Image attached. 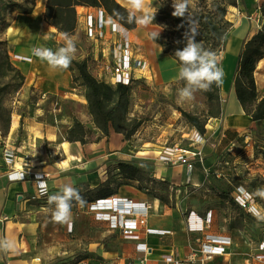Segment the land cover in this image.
Listing matches in <instances>:
<instances>
[{
	"label": "crops",
	"instance_id": "crops-1",
	"mask_svg": "<svg viewBox=\"0 0 264 264\" xmlns=\"http://www.w3.org/2000/svg\"><path fill=\"white\" fill-rule=\"evenodd\" d=\"M117 1L128 8L127 0ZM244 2L245 10L256 9L258 16L261 14L258 9L264 0ZM46 3L47 0H36L32 14L8 13L10 24L6 28L5 37L9 52L31 60H22L18 66L23 80L18 82L20 87L15 93L10 131L2 135L0 130V239L11 240L15 245L14 251L0 253V264H258L256 254L264 241V222H261L260 228L255 226L254 239L248 222L251 217L244 208L239 209V214L244 216V226L220 223L222 214L217 203L222 198L214 189L218 195H211L214 184L210 174L220 171L211 164L217 166L216 160L223 152L234 153L242 144L244 150L237 154L253 159L254 145L259 141L252 131H246L254 122L237 98L233 83L235 70L228 75L222 71L220 95L225 99V104L221 116L210 121L213 130H208L201 144L197 145L206 155L203 163L194 160L193 168L188 169L186 165L167 164L160 161L158 156L155 158L147 155L151 149L146 147H141L137 152V157L146 162L145 170L150 171L149 177L152 180L148 186L155 183L163 185L165 197H156L147 192L149 189L134 187L132 190L126 185L113 193V196L150 205L148 223L142 228L141 237L125 238L117 225L101 218L112 215V212L90 210L89 200L97 197L98 189L108 180L111 164L130 162L127 157L131 154L124 149L131 140H126L123 134L113 130L108 137L98 142L82 144L66 140L67 131L76 118L90 127H94V121L86 95L74 81L76 70L71 66L66 70H52L46 62L32 55L31 50L44 46L50 33L56 34V42L64 41L65 35L45 20ZM79 8L89 9L87 6ZM78 19V24L85 31L84 17ZM112 19L107 14V25ZM248 31L249 28H246L231 38L239 48L236 56H239ZM147 33L146 28L137 25L135 29L124 32V40L132 44L133 37L140 36L149 45L146 50L149 59L144 58L157 66L162 80L178 78L177 60L158 43L150 44ZM110 37L108 34L105 39L95 41V60L100 54L105 59L113 54V41ZM89 67H94L93 74L97 78L112 83L108 79L109 74L100 69L99 65ZM148 70L141 72L144 75L149 73L152 77V68ZM7 151L14 154L11 164L5 155ZM262 154L260 151L259 155ZM219 164L222 167L223 163ZM40 176L43 177L38 180ZM38 181L47 187L46 194L42 196H39ZM65 184L79 189L86 201L83 206L73 203L72 232H68L67 223L53 221L54 206L48 204V197L59 192ZM201 192L203 195L199 197L200 202L189 200L194 193ZM211 200L215 201L211 203ZM191 211L195 213L193 217L202 218L210 212L211 224L203 231L191 230ZM147 228L166 233H147ZM209 234L218 238L213 242L214 245L226 248L223 254L208 257L210 255L202 251L203 245L208 243L206 236ZM166 256H170L172 261L166 259Z\"/></svg>",
	"mask_w": 264,
	"mask_h": 264
},
{
	"label": "rangeland",
	"instance_id": "rangeland-1",
	"mask_svg": "<svg viewBox=\"0 0 264 264\" xmlns=\"http://www.w3.org/2000/svg\"><path fill=\"white\" fill-rule=\"evenodd\" d=\"M234 1H236L239 6L230 4V2ZM222 9L225 10L223 13ZM258 10V12L261 13L260 8ZM80 11L82 10L80 9ZM145 11H156L153 23L147 26H142L148 31V42L150 44L153 42L157 44V42L150 37V33L152 31H160L159 37L168 36L164 39L167 42L171 41L169 44L171 49L170 52L172 53L171 55L179 63L178 59L174 55L178 47L172 42V40H176L177 36L172 35L170 31H168L171 28L169 24L173 23L175 17L172 14L174 11L173 0H146ZM185 16H192L195 18L198 25L196 27L195 40H197L202 47H207L205 50L218 53H216L217 55L215 57L219 67L222 71L224 70L225 75H228L230 71L235 70L238 60L236 52L239 48L237 49L235 41H232L231 38L236 36L238 33L243 32L246 28H249V31L245 35L246 40L250 38L262 25L261 14L258 16L256 9H251V11L245 10L240 0H188L187 13ZM249 16L252 18H248ZM208 20H212L213 23L216 24V32L210 29V27L208 28ZM7 23H10L8 13L5 15V21H0V86L9 84L6 90L0 92V106L13 108V101L16 96V92H12V88L16 83L23 80L21 76V69L18 67L20 66V62L22 60L9 52L8 41L5 37ZM71 36V39H73L76 43L77 51L70 66L73 70H76V75L74 74V81L78 86L82 87V93L86 94V87L83 84V80L79 76V71L74 62L87 60L88 65H99V68L108 74V69L111 68L113 59H115L117 54L116 51L112 49L113 54H110L111 56H109V58L105 59V57L103 58L100 54L97 60H95V57L97 56L95 48L96 42L95 40H91L86 35L83 26L78 23ZM146 42L147 41L141 39L140 36H135L133 37L132 44L129 45H131L134 49L135 55L139 57L141 55L142 57L149 59L146 52L149 45H147ZM63 43L64 41L56 42V34L50 33L48 37H46L43 45L55 50L58 47L63 46ZM162 49L164 50L163 47ZM231 65L233 69L231 68ZM153 66V63L150 64L149 62L147 69L142 70V72H144L149 71L148 69L152 68V77H150L149 73V75H144L141 71L136 70L134 81L131 84L129 117L131 119L137 118L143 120V124L140 129L130 139L131 143L124 149L126 153L131 154L127 158H130L128 160L132 162H138L140 160V158L137 157V152L141 147L151 149L147 155L155 156V158L158 156V159L168 147H174L176 145L185 148L194 147L191 145L190 138H192L194 132L198 130L195 128V131H193V126H191V124L186 120L180 110L197 114L203 118L209 109L205 91L195 92L194 97L191 100L180 101L178 90L184 86V82L178 81V78L171 81H163L159 73L160 71L156 68L157 66H154L155 72L157 73L156 76H154L155 73ZM89 69L93 74L95 71L94 67H89ZM108 79L111 80V77H108ZM80 88L78 89L79 91H81ZM258 91L259 95L263 96L264 89H259ZM212 118L215 117H210L208 119L206 126L207 131L213 130L211 127L212 124L210 123ZM209 124L210 126H208ZM255 127V123L247 127V133H251L252 131L255 135L253 130ZM258 130L261 132L263 137L260 138L257 136L258 139L256 138L259 141L254 145L255 153L253 155V159L249 157L245 158L246 156L244 154L243 156H239L237 154V152H242L244 150V144L241 143L242 147H239V149L234 151V153L229 151L226 153L223 152L216 160L218 163L217 166L211 164V166H214V169H220V171L217 172H221L220 175L215 172H212L210 175L212 184L229 190L234 198V192L237 187H245L257 199L264 213V123L260 125ZM95 132L96 133L93 136L94 138L99 135L98 130L95 129ZM244 139H246V136ZM145 143L148 144L144 145ZM200 144L201 143L197 145ZM260 151L263 152L262 155H259ZM254 156L256 157L254 158ZM152 162L155 163L153 160ZM219 162L223 163L222 167H220ZM149 167L150 165L148 168ZM149 174L150 171L146 170L143 172L141 180L139 182H135V180L128 179L122 175L118 171L116 164L113 163L109 167V177L114 189H119L124 185L132 190H134V187H139L144 190L149 189L147 192L154 194L156 197H165V194L162 192L163 185L155 183L148 186V183L152 180V178L149 177ZM211 190L212 196L218 195L213 189ZM202 195V192L201 194L194 193L189 197V200L191 202H200L199 197ZM168 201L170 202V200ZM213 201L211 200L210 202L213 203ZM173 202L175 205L176 197H174ZM217 205L221 208L222 217L219 220L220 223H232L233 225L244 226V216L239 214V208L226 199L218 200ZM250 217L251 219L248 222L251 227V237L254 239L256 235L255 226H257V228L262 226L261 222H264V214L262 215L263 220L260 219L261 217H255L253 215H250ZM68 228L69 223H67V230H69Z\"/></svg>",
	"mask_w": 264,
	"mask_h": 264
},
{
	"label": "trees",
	"instance_id": "trees-1",
	"mask_svg": "<svg viewBox=\"0 0 264 264\" xmlns=\"http://www.w3.org/2000/svg\"><path fill=\"white\" fill-rule=\"evenodd\" d=\"M242 6H245L244 0H240ZM231 5L239 6V4L230 2ZM93 6L103 7L107 14L117 20L126 30H132L137 27L136 23L128 22L127 7L123 6L117 0H47L45 7V20L48 24L55 27L60 33L71 35L75 31L78 23V7ZM36 7V0H0V21H5L7 13L18 12L24 14H32ZM225 10L222 9V13ZM260 12L262 16V25L256 33L246 39L242 45L238 56L233 83L237 98L252 121L256 124L253 128L255 135L263 137L258 128L264 123V95L260 96L256 82L255 72L258 62L264 58V3L261 4ZM10 23H7L6 28ZM170 33L176 35V40H172L178 49H182L186 44V34L191 35L190 29L196 31L198 26L195 18L192 16L174 17L173 23H170ZM208 28L217 31L216 24L212 20L207 21ZM168 36L158 37L154 39L159 43L166 53L172 54L169 44L164 38ZM197 41V40H196ZM204 49L207 47H203ZM209 51V50H208ZM215 54L217 52L211 51ZM217 53V54H216ZM79 76L83 80L86 87V99L88 101V109L93 117L94 127L87 126L78 118L74 120L66 134V140L69 142H81L82 144L90 142H98L103 137H108L111 131L121 133L126 140H130L140 129L143 124L142 119L129 117L131 84H112L105 80H100L94 76L88 65L87 60L75 61ZM134 81V80H133ZM9 84L0 86V92L6 90ZM20 85L18 83L12 88V92H16ZM221 84L219 86L213 84L211 89L205 91L209 109L205 117L192 114L185 110H180L186 120L196 128L201 135L207 132L206 126L210 117H219L223 112V99L220 95ZM13 108L0 106V130L2 135H7L10 131L11 117ZM253 123V124H254ZM95 129L99 135L95 138ZM21 131V128H20ZM118 171L128 179L141 180L143 172H145L146 162L139 160L138 162L118 161L115 163ZM97 191V197L89 200V203L96 202L101 199H108L113 196L117 190L111 184L110 177ZM212 189L216 190L222 199L230 201L237 208L243 207L236 201L229 190L220 186L213 185ZM246 211V210H245ZM252 216V214L248 213Z\"/></svg>",
	"mask_w": 264,
	"mask_h": 264
},
{
	"label": "built area",
	"instance_id": "built-area-1",
	"mask_svg": "<svg viewBox=\"0 0 264 264\" xmlns=\"http://www.w3.org/2000/svg\"><path fill=\"white\" fill-rule=\"evenodd\" d=\"M81 7V6H79ZM78 7V18L84 17V27L87 36L91 40H103L111 35L113 41L114 50L117 56L113 59L111 68L108 70V74L111 77L112 84H131L134 80L135 71L146 70L149 66V62L144 57H139L134 54V49L124 40V32L126 29L115 19L106 23L107 12L103 7L87 6L89 9L80 11ZM109 28V31H108ZM111 56V55H110ZM17 58L30 61L29 57L16 56ZM225 102V99L222 100ZM211 121V120H210ZM191 139L192 148H185L179 145L174 147H168L160 156L159 160L167 164H180L186 165L188 169H192L194 166V160L201 163L205 161L206 155L201 147H197V144L203 141L204 137L199 131H195ZM223 139V137H222ZM6 158L8 163L14 161V154L6 152ZM43 176H40L38 180H41ZM39 182L38 190L39 196H42L41 187L47 189L46 185ZM47 192V191H46ZM235 193L236 201L250 214L255 217L262 216V208L257 199L243 186H238ZM38 196V197H39ZM90 210H109L112 215L102 216L101 218L109 220L112 224L117 225L123 232L125 238L139 239L141 237V230L146 227L149 214L150 205L146 202H136L132 199L121 198L117 196H111L108 199H101L89 204ZM194 211L189 214V227L194 231H203L211 224V213H207L205 218L193 217ZM73 217V212H72ZM193 221V222H192ZM68 232L73 230V218L69 223ZM147 233H158L151 228L145 230ZM159 233H166L165 231ZM206 239L208 243L204 244L202 251L210 255L223 254L226 248L222 245H214L213 242L218 239L214 235H207ZM166 259L172 261L170 256H166ZM258 264H264V241L259 245V252L256 254ZM78 264H87L85 262H79ZM174 264H179L175 262ZM213 264V263H206Z\"/></svg>",
	"mask_w": 264,
	"mask_h": 264
},
{
	"label": "clouds",
	"instance_id": "clouds-1",
	"mask_svg": "<svg viewBox=\"0 0 264 264\" xmlns=\"http://www.w3.org/2000/svg\"><path fill=\"white\" fill-rule=\"evenodd\" d=\"M128 22L140 26L153 23L155 12H147L146 0H127ZM188 0H173V16L184 17L187 13ZM191 35L186 34V44L182 49L174 53L180 63L178 81H183L184 86L178 90L180 101L191 100L197 91H208L212 85L219 86L222 83L223 72L219 67L215 54L205 50L195 40L196 31L190 29ZM160 31H152L150 37L158 39ZM32 55L46 62L52 70H66L77 51L76 43L67 34L64 36L63 46L53 50L45 46H37L32 50ZM46 188L41 187L42 194H46ZM83 206L86 201L76 187L65 184L61 190L48 197V204L54 206L52 219L54 222L65 224L72 221L73 203ZM14 242L0 239V253L7 254L14 251Z\"/></svg>",
	"mask_w": 264,
	"mask_h": 264
},
{
	"label": "bare ground",
	"instance_id": "bare-ground-1",
	"mask_svg": "<svg viewBox=\"0 0 264 264\" xmlns=\"http://www.w3.org/2000/svg\"><path fill=\"white\" fill-rule=\"evenodd\" d=\"M255 77L257 80L258 88L263 90L264 89V58L258 62L255 72Z\"/></svg>",
	"mask_w": 264,
	"mask_h": 264
}]
</instances>
